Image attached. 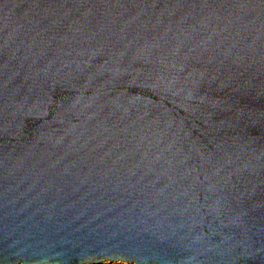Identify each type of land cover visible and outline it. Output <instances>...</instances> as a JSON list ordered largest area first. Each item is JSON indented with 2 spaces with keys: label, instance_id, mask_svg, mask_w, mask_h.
Instances as JSON below:
<instances>
[{
  "label": "water",
  "instance_id": "1",
  "mask_svg": "<svg viewBox=\"0 0 264 264\" xmlns=\"http://www.w3.org/2000/svg\"><path fill=\"white\" fill-rule=\"evenodd\" d=\"M264 264V0H0V264Z\"/></svg>",
  "mask_w": 264,
  "mask_h": 264
},
{
  "label": "rangeland",
  "instance_id": "2",
  "mask_svg": "<svg viewBox=\"0 0 264 264\" xmlns=\"http://www.w3.org/2000/svg\"><path fill=\"white\" fill-rule=\"evenodd\" d=\"M100 264H126V263H114V262H104V263H100Z\"/></svg>",
  "mask_w": 264,
  "mask_h": 264
}]
</instances>
